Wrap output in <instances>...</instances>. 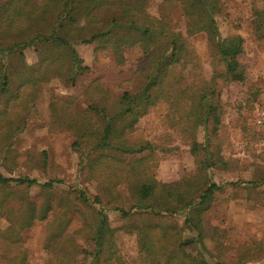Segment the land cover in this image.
Segmentation results:
<instances>
[{"label": "trees", "instance_id": "obj_1", "mask_svg": "<svg viewBox=\"0 0 264 264\" xmlns=\"http://www.w3.org/2000/svg\"><path fill=\"white\" fill-rule=\"evenodd\" d=\"M150 0H0V123L20 121L13 116L12 104L17 100L25 105L36 94L39 85L52 77L61 82L76 84L87 70L75 45L93 44L94 55L109 54L117 65L125 62L123 49L137 45L146 54L141 67L144 80L138 90L122 91L116 95L94 82L84 89L90 101L82 110L73 107V100L53 95L51 109L62 128L75 133L72 146L79 153L78 173L88 180H97L100 193L91 198L84 189L75 195L64 191L54 199L60 179L39 181L28 176H5L0 171V216L8 225L0 230V240L11 245L19 232L36 220L47 219L53 204L59 213L46 222L44 247L53 251L52 261L61 264L68 250L65 229L70 211L90 208L96 210L84 219L83 225L95 246L93 257L105 250L114 252L115 228L109 224L107 207L125 220L120 229L135 235L137 249L146 264H264L250 259L238 262L210 260L203 243L204 228L199 217L200 206L207 203L223 185L209 181L203 187L193 178L165 183L155 178L144 165L146 157L126 161V154L146 150L152 143L129 136L139 119L152 106L162 102L173 114V122L184 137L190 139V151L197 156L203 150L199 164L205 169L223 163L208 153L209 134L220 124L221 105L216 99L214 78L188 82L184 69L191 61L187 36L203 32L211 49L224 66L219 75L227 81H242L244 69L238 60L242 53L239 36L221 37L214 15L219 12V0H164L175 2L186 20L185 33L175 30L166 20L147 11ZM264 3V0H262ZM255 31H264V4L255 9L252 17ZM32 47L37 61L28 64L24 50ZM58 112V113H57ZM95 123L89 121L90 116ZM198 127L207 133L202 145L196 140ZM19 126H0V154L8 170L16 166V155L10 147ZM264 182V178L262 179ZM234 184L255 186L257 181H236ZM125 184L129 203L124 205L116 186ZM37 186L41 201L30 200L28 189ZM73 195V196H72ZM10 201L15 202L14 206ZM78 202V206L75 202ZM186 213H185V212ZM184 212L183 223L191 235L181 239L182 228L173 217ZM81 214V212H80ZM194 244L199 256L185 250ZM107 247V248H106ZM75 251V250H74ZM10 264H28L24 255L9 259Z\"/></svg>", "mask_w": 264, "mask_h": 264}, {"label": "rangeland", "instance_id": "obj_2", "mask_svg": "<svg viewBox=\"0 0 264 264\" xmlns=\"http://www.w3.org/2000/svg\"><path fill=\"white\" fill-rule=\"evenodd\" d=\"M219 1L220 10L214 15L217 30L221 37L239 36L242 39L243 51L238 60L244 69V79L240 82L227 81L219 76L224 72L223 63L211 49L203 32L186 37L191 61L183 72L189 83L214 78L216 99L221 105L220 124L215 133L209 134L206 155L211 159L221 156L223 163L217 162L208 169L203 164L200 166L204 151H199L197 156L191 153L190 139L183 136L173 122V114L162 102L152 106L129 133L131 138L149 141L152 146L126 154L125 159L131 161L146 157L144 165L160 182L171 183L193 177L200 187L209 181L223 185L207 203L200 206L206 256L223 262L250 259L259 263L264 258V32L255 31L252 17L254 10L261 9L264 3L262 0ZM147 11L185 33L186 20L177 3L150 0ZM75 49L87 66L76 84L52 77L39 85L35 96L24 106L20 100L12 104L8 113L13 116L18 112L19 122L0 123L2 129L7 125L19 126L10 140V147L16 155V166L8 170L1 165V173L5 176L34 177L41 182L60 179L62 182L54 199L64 191L75 195L77 189H84L93 198L100 193V186L97 180L84 179L79 175V153L72 146L75 133L73 129L62 128L58 124V116L51 109L52 96L69 97L73 100V107L82 110L90 102L83 93L84 89L94 82L118 95L124 90H138L144 80L141 67L146 54L137 45L124 47L125 62L122 65H117L109 54L95 56L93 44H77ZM24 53L28 64L37 61L32 47H27ZM89 121L95 123L92 115ZM206 135L203 127L197 128L196 140L202 145L207 141ZM0 163H3L1 154ZM239 180L257 181L259 184L233 183ZM116 190L121 195L120 203L127 205L130 199L126 185L119 184ZM28 193L30 200L40 203L37 186H31ZM10 203L17 205L13 201ZM75 205L80 207L77 201ZM104 205L109 224L115 228V251L105 250L97 258L93 257L96 248L83 221L89 219L98 205L93 203L90 208L81 206L78 211L74 207L67 215L69 223L65 229L69 235L65 241L68 250L71 246L73 248L65 256L61 255V264H146L137 249L135 235L120 229L125 220L109 208L111 204ZM52 208L47 219L36 220L21 230L15 243L8 245L0 240V264H10L9 259L21 254L28 264H58L52 261L53 251L44 247L46 222L59 213L55 202ZM184 212L172 218L182 228L181 239L191 235L183 223ZM7 225V219L0 216V230ZM185 250L199 256L194 244L187 245Z\"/></svg>", "mask_w": 264, "mask_h": 264}]
</instances>
